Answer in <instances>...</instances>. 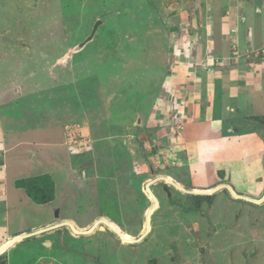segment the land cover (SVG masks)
Wrapping results in <instances>:
<instances>
[{"label": "rangeland", "instance_id": "374dc122", "mask_svg": "<svg viewBox=\"0 0 264 264\" xmlns=\"http://www.w3.org/2000/svg\"><path fill=\"white\" fill-rule=\"evenodd\" d=\"M177 2L0 0V109L5 99L21 112L38 108L39 118L19 122L32 130L50 123L62 143L55 155L42 157L48 175L42 179L52 183L53 200L45 208L26 200L21 216L9 214L11 227L29 232L55 220L58 210V219L76 227L92 226L103 216L138 239L147 206L144 180L154 181L149 188L160 202L149 231L136 243H123L101 225L75 237L60 229L42 238L52 241L51 249L37 237H25L0 255V264H264V212L256 217L264 201L232 195L228 200L216 188L220 183L206 195L178 191L158 179L170 173L166 166L187 162L177 147L186 143L189 95L202 72L193 70L192 32L202 34L205 25L187 22L192 0ZM195 12L189 20L202 14ZM96 21L101 24L93 38L80 47ZM261 50L245 60L264 59ZM2 121L10 131V121ZM71 146L90 150L70 156ZM22 148L34 159L43 151L33 144ZM177 153L182 162L173 159ZM163 183L173 201H167ZM185 207L193 212L183 213Z\"/></svg>", "mask_w": 264, "mask_h": 264}, {"label": "crops", "instance_id": "0c3cea01", "mask_svg": "<svg viewBox=\"0 0 264 264\" xmlns=\"http://www.w3.org/2000/svg\"><path fill=\"white\" fill-rule=\"evenodd\" d=\"M181 2L184 4L185 0L177 3ZM195 10L202 14L189 20V12L196 13ZM189 12L183 13L187 22H191L195 28L197 25H200V28L201 24L205 25V32L202 34L198 31L192 32L196 43L191 60L195 67L193 70L198 72L201 69L202 72H198L200 76L197 73L194 78L195 89L189 95L193 97V104L192 116L182 139L186 143L177 147L184 157L186 155L187 162L177 167L166 166L165 169L170 173L163 176L172 178L185 193L211 190L220 183L216 188L224 189L225 192L220 189V193L225 198L228 197V200L232 191L242 199H259L263 202L264 59L250 62V59L245 60V56L264 48V0H192ZM226 58H230V65L226 64ZM213 59H218L220 65H214ZM197 97H200L199 103L202 102L198 106ZM3 104L4 110L0 109V246L11 238L21 237L22 241L25 237L34 235L33 232H39L33 237L39 238L41 246L51 249L52 241L42 239L43 236H51L64 229L69 231L70 236L75 237L61 224L63 218L44 222L32 227L31 232H25L20 228H12L8 216H21L20 207L25 206L23 203L45 208L51 202L35 204L15 182L46 175L42 170V164H46L42 162V157L46 159L45 155H55L57 148H62L61 137H55L56 133L54 128L49 126L50 123H39L38 130H32L31 126L25 125L32 122L34 117H40L38 108L28 113L21 112L20 108L13 106V102L8 99H5ZM3 118L10 121V126L12 124L10 131L4 126ZM19 121H25V124ZM139 123L137 119V124ZM36 132L43 133L42 138L25 137ZM30 144L42 146L43 151L38 154L39 159H34L28 150L22 148ZM165 153L167 150L160 151L161 155ZM178 153L173 159L182 162L183 158H178ZM35 170L39 171L38 174H29ZM49 176L52 178L51 174ZM52 180L54 181L53 178ZM144 181L146 184L152 180ZM163 186L167 188L165 184ZM26 200L30 202L27 203ZM263 212V208L256 210L257 220L258 216L262 217ZM160 216H163L162 213ZM159 218L154 220L155 228L160 224ZM143 223L144 220L141 228ZM87 226L89 225L78 228L84 229ZM7 252L8 250L4 254ZM246 261L248 262H244Z\"/></svg>", "mask_w": 264, "mask_h": 264}, {"label": "bare ground", "instance_id": "6f19581e", "mask_svg": "<svg viewBox=\"0 0 264 264\" xmlns=\"http://www.w3.org/2000/svg\"><path fill=\"white\" fill-rule=\"evenodd\" d=\"M158 179L163 180L170 187H172L178 191L185 192V190L170 177L165 176V177H159ZM155 181H157V180H155ZM151 184H153V181L146 183L145 187H144V195H145L146 199H148L150 206L148 205L149 207L144 209V212H143L144 223H143L141 234H140L138 239H135L132 235H129L125 231H122L114 223H112L110 220H108L106 217H103V216L99 217L92 224V226H89L87 229L76 227L75 224L71 220L66 219V218L65 219L63 218L64 220L61 221V224L65 225L70 230L71 234L74 236L75 235L90 234L93 231L94 227L97 226L99 228V226L101 225L102 226L101 228L107 229L108 231L112 232L123 243H127V244L136 243V242H138V240L141 239V237H144L145 234H147V232L149 231L151 216L154 214V212L159 207L158 206L159 202H158L157 198L153 195V193L151 192V189L149 188ZM213 191H215V190L214 189H211V190H194V191H189V193L208 195V194H212ZM231 195L236 199H241L238 195H235L234 193H232V191H231ZM101 231H102V229H101ZM20 239H21V237H16V238H11L7 242H5L2 246H0V255L7 250L6 248L8 246L12 245L13 243L20 241Z\"/></svg>", "mask_w": 264, "mask_h": 264}, {"label": "trees", "instance_id": "16d2710c", "mask_svg": "<svg viewBox=\"0 0 264 264\" xmlns=\"http://www.w3.org/2000/svg\"><path fill=\"white\" fill-rule=\"evenodd\" d=\"M47 176L48 175H41V176L33 177V178L20 179V180L16 181L15 183H16V186L18 188H21L24 190V192L28 196V198H30L35 204H45V203L53 200L52 183L50 182V180H48V178L42 179V178L47 177ZM165 195H166L165 197H166L167 201L168 200L173 201V199H171V197L168 196L166 192H165ZM135 199H136L135 200L136 204L137 205L140 204L139 198L136 197ZM143 199L146 201L145 204H147V206H148L149 205L148 199H146L145 196ZM177 201H179V200L177 199ZM141 203H144V201ZM172 203L175 204L174 202H172ZM161 204H162V202H161ZM179 205H181V204H179ZM179 205H177L178 208H179ZM147 206L144 207V209L147 208ZM185 208H186V210H183L182 211L183 213L188 214V212H193V211H191L192 208H189V207H185ZM144 209H143V212H144Z\"/></svg>", "mask_w": 264, "mask_h": 264}, {"label": "water", "instance_id": "95a60500", "mask_svg": "<svg viewBox=\"0 0 264 264\" xmlns=\"http://www.w3.org/2000/svg\"><path fill=\"white\" fill-rule=\"evenodd\" d=\"M100 24H101V21H96V22H95V24H94V26H93V28H92V31H91V33H90V35L85 39V41L80 45V47H81L82 45H84L85 43H87L88 41H90V40L93 38V36H94V34H95V32H96V29H97L98 25H100ZM162 191L166 192L168 196L170 195V193H169V191L167 190L166 187H163V188H162ZM54 217H55V218H58V210H55V212H54ZM220 227H221V225H219V224L216 225V228L219 229Z\"/></svg>", "mask_w": 264, "mask_h": 264}, {"label": "built area", "instance_id": "2783aa9c", "mask_svg": "<svg viewBox=\"0 0 264 264\" xmlns=\"http://www.w3.org/2000/svg\"><path fill=\"white\" fill-rule=\"evenodd\" d=\"M261 53L263 54L264 53V49L263 50H261ZM225 60V62L226 63H229V58H227V59H224ZM177 128H179V127H176V130H177ZM83 150H90V148H88V147H83V148H80V147H78V146H71V147H69L68 148V151L70 152V156H78L80 153H82V151Z\"/></svg>", "mask_w": 264, "mask_h": 264}, {"label": "clouds", "instance_id": "9594fccd", "mask_svg": "<svg viewBox=\"0 0 264 264\" xmlns=\"http://www.w3.org/2000/svg\"><path fill=\"white\" fill-rule=\"evenodd\" d=\"M226 59H227V58H226ZM229 60H230V58H229ZM150 182H152V181H150ZM153 182H154V181H153ZM147 183H148V182H147ZM166 186H167V185H166ZM163 187H165V186H162V188H163ZM167 188H168V187H167ZM167 190H168V189H167ZM149 206H150V205H149ZM38 233H39V232H33L32 234L35 235V234H38ZM29 235H30V234H29ZM34 235H32V236H34ZM6 242H7V241H6ZM4 243H5V242H4ZM3 254H4V253H3ZM3 254H2V255H3Z\"/></svg>", "mask_w": 264, "mask_h": 264}]
</instances>
